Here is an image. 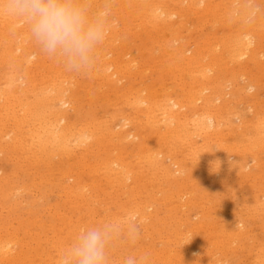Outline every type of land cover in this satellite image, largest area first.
Here are the masks:
<instances>
[{"label": "bare ground", "instance_id": "bare-ground-1", "mask_svg": "<svg viewBox=\"0 0 264 264\" xmlns=\"http://www.w3.org/2000/svg\"><path fill=\"white\" fill-rule=\"evenodd\" d=\"M109 1L112 3H110V5H111L110 8L106 9V11L108 12V19H109V26L107 29V37H106L103 45L101 46V48L99 50L97 63L95 65L94 69L88 75H81V74H77L75 72L67 71L64 68V66L62 65V63L44 55L39 50V48L35 44V42L31 39V37L28 33V30H27L26 23L23 19L11 18V17L0 14V63L3 64L5 67V71L0 73V80L2 79L3 80L2 83H4V86L0 87V117L2 118V119H0V134H1V136L6 135L5 141H2V142H4V144L2 145L0 142V154H2L3 152L6 151L9 154V157H13L15 160L20 159L21 161H23L24 163H26L28 165L37 166V168L40 165L47 166L48 168L54 167V165H55L54 163H56V159H59L60 163H62L64 166L66 165L65 166L66 169L63 170L62 169L63 167L61 168L62 172H60L57 169L59 171V173H62V175L59 178L61 180H63V178L66 176L75 175L74 176L75 178L74 177L73 178L76 181L73 184V187H69V188H67L62 183V190H63L64 195L72 196L73 201L75 200V201H77V203H78V201H82L83 197H84L85 200H84V202H80V205H81V208L84 207L85 210L87 209V211H86L87 216H85V217H86V219H88V222L86 223L85 222L86 220H84V223H83L82 220H80V221L78 220L79 222H81V223H79V222H77V217L79 215L76 214L77 217L73 216V218L74 217L75 218H74V220L71 221V220H69V217H68L69 212L67 214H64V210H65L64 204L59 209H57L55 207L58 210V215H59V218H57V219H59L60 221L55 219V221H58V224H56L55 221H53L54 224H52L48 227L50 229H47L45 227L46 231L48 230L50 232V230H51L52 234L50 233L51 236L49 239L45 238L46 236H48L47 232L45 231L46 233H44V235H46V234L47 235L43 236V239H41V240H46L47 243L49 242V244H47L46 242H45V244H47L48 246H52L53 250H50L51 248H48L47 245L45 246V244H43L44 242L42 243V241L38 243L37 238H36V241H37L38 247L41 250V251L39 250V252L37 251L38 249L36 250V248L34 249L33 247H31L30 244H32V243L29 244V242H27L30 245L31 249L36 250L37 253H39L38 255H40V256H38V258H35L36 260L39 259L43 253H45L49 256L47 258V260H45L47 255H44V254L42 255V257L43 256L45 257V259H43L41 257L42 260H45V262L43 264H58L57 260H58V256H59L60 252L71 243L72 239L75 237L78 230L81 229V226H83V228H84V225H86V224L89 226V225H93V224H100V223H103V222L109 221V220H115V221L121 223L122 225H124L125 227L128 225H135L136 226L134 221H132V218L136 216L137 222L140 224V227L144 231H147L150 229L153 230V228H151V225H152L151 218L153 217L152 216L153 212L151 213L150 210H154L156 207L151 209L150 208L151 207L150 202L152 201V204H154L153 201L156 202L154 200L157 198V197H155V194H157V195L159 194L158 196H161V194H167L166 191L169 192L171 190H175V188L171 189V190L162 189L158 192L157 191L158 189L156 187V191H152V192H148L147 194H144V195H147V197H150L149 198V200H151L150 202L147 203L144 201L145 202L144 203V202H142L143 201L141 199L142 197H140L139 199L141 200V202L135 200L130 205L127 202H126V204H127L126 206H118L117 204H114L116 206V208L118 210H120V213H124L123 215H121L119 213V211L116 215L103 213L102 215L96 214V216L97 215H99V216L95 219L94 216L92 217V214H94L95 210L93 213H92L93 210L89 211L90 209L93 208V207H91L93 204L92 205H90V204L94 203L96 200H99L100 198L99 199L95 198L96 199L95 200L93 195H91L92 197H90V196L87 198L85 197L87 195L85 193L87 190L85 189V191H84V188L87 186H89V188L93 187V186L95 187V185L93 184V186H91L92 184L88 185V184L82 183V181H80V180L82 179L83 175L84 176L89 175V176H91L92 179L93 178L96 179V178H98V176H96V175H98V173L100 175H101V173H103L102 175L105 178V180L107 181V185L109 182V184L111 183L110 185L113 184L112 186L115 185V187L119 188V189L120 188H126V186L129 185L128 186L129 192H131V191L140 192V188H143L141 183H143V182H145V180H147V179H145L147 176L151 179V182H150V179L147 181L152 183V186H154V184L156 182L162 183V185L165 181H166L165 184L167 182H172V183L175 182L176 187H178L179 189L181 188V190H182L183 189L182 186L183 185L185 186L186 180L189 177H191L192 175L195 176L193 174V172L195 170H193V169H196V178H197L198 182H199V180H201V178L202 179L205 177L210 178V176H212V175H209V174L216 173L217 177L212 176L211 179H209L211 182L215 183L214 185L216 186V185H218V182L222 183V179H225L228 175H231V176H228L230 178L234 177V176L237 177V175H239V174L243 175L244 173H241V172H244L245 167H246L245 165L248 164V163L243 162L244 158L247 157L248 155H251V153H252L251 151L254 148H257L253 152V156H254L255 161H254V164L252 166L250 165L251 166L250 170H252L253 174L259 175V172H261V170H262L261 168H263L262 166L264 164V159L260 160L259 156H261V155H258V156H255V155H257L256 151H259V152L263 151V153H264V116H261V114L258 113V110L253 115L249 114L250 110L248 108H245L244 106L242 107L241 102H243V101H241V100H240L241 102L238 101L237 103H235V105L233 107H232V105L230 107V105L225 100H223V101L221 100L222 101L221 103L219 101H220V99H223L222 97L225 96V95L223 96V93H221L220 90L222 89L223 86L226 85V83L231 85L236 80V77L239 74L242 73L241 74L242 76L246 75V73L243 74V72L244 71L246 72L248 67L250 68V66H248L249 63L250 64H257L259 62V60H257L259 58L256 59V55L254 53V50H255V46L259 45V44H257L258 41L256 38L260 37L262 35L261 33H263L262 31H264V0H113V1L109 0ZM90 3L92 5V11L95 12L97 10H102V7H103V4L105 3V0H90ZM132 13H134L131 16V17H133V20L134 19L139 20L138 23H136L134 20V23H136V27L133 23V20L129 19L130 14H132ZM188 14H191V16L192 15L196 16L195 18H197V20H198V18H203L204 16H206V18H207V16H210V18H213V22H214V20L215 21L220 20L222 22H225V21L227 23L230 22L233 25L231 26V29L229 28V30H228L229 34L225 35L224 32H226L227 30L226 31L223 30L224 32H222V33L225 36H220V37L217 36L215 41L210 40L213 37H211L209 39V37L207 35L204 36L205 33L202 35L201 32H199V34L201 33V35L203 37L200 35L199 38H197V36L199 34L196 36L194 34V36L192 35L193 37H190L191 35H189V37L187 39L186 38L187 36L182 35L181 30L185 27V23L183 20H184V18H185V20L188 19V17H187V19L185 17ZM189 18H191V17L189 16ZM195 18H194V21H195ZM189 21H190V19H189ZM194 21H192V22L194 23ZM205 21H204V23H205ZM197 23H194L192 25H196ZM209 23H210V25H212L211 21ZM215 23L217 25L218 23L220 24L221 22H215ZM222 24H224V23H221V25ZM203 26H204L203 28H205L206 24ZM217 26H219V25H217ZM195 27L196 26H193L192 28H195ZM208 27H209V25H207V28ZM214 28H215V30L216 29L219 30V28H216L215 26H214ZM221 28L225 29L226 27L222 26ZM227 29H228V27H227ZM184 30H185V34H187L186 29H184ZM188 30H189V27H188ZM200 30H202V29H200ZM207 30H209V29H207ZM193 32H195V31L193 30ZM211 32L214 33L213 30ZM212 33H210V34H212ZM219 33H221V31ZM219 33L216 32L215 34L220 35ZM222 33H221V35H222ZM136 39L140 40V46L138 45L139 44L138 43L137 46L135 47L137 53L135 52L136 54L134 53V55L132 56L131 52L133 50L131 51L130 49L131 48L133 49L132 46H133L134 42L136 41ZM188 40H191V42H193V45L191 47H190ZM260 41L263 42L262 40H260ZM212 43H214L215 45L211 46ZM135 45H136V43H135ZM261 47L258 46L257 48H260V50L262 51V49L264 48V45H263L262 49H261ZM141 48L144 50L149 49V51H147V52L142 51ZM151 48H155V50H152V51H154V52L157 51V52L153 53L152 51H150ZM256 50L258 52L259 49H256ZM130 54H131V56H130ZM260 54L262 55V52ZM260 54H259V57H261ZM146 57H150L151 60H156V62L160 63L161 66L158 65L159 71L165 72L164 73L165 75L166 74L170 75L171 78H170L169 82H172V86L170 83H169L170 86H169V84H166V83H165L166 86L162 85V83H160L161 84L160 86L163 87L162 88L163 90L160 91L161 89L157 90V88L158 89L160 88L159 85H158L159 87L156 88L154 85L148 84V82H147L145 85L142 86L141 84L144 80L143 81L141 80L142 82H139L141 87H138L140 85L137 84L138 88L137 87L135 88V87H133V84L131 82H129L124 86V89L122 92L119 91L118 93H116L114 96L115 99H113V101L118 100V102H119V100H120V102H122V104L126 107L127 112L121 113V114H119V113L113 114V116H111L110 118L121 116L122 123L121 122L116 123V125L119 124L120 127L126 126V130H123L124 128L123 129L120 128L121 130H117L118 128L116 126H115L116 129H115L114 128L115 122H114V124L112 123L110 125V124H107L108 122L106 123V119H104L105 122H104V120H102L104 122V123H102V126L93 125L92 123H87V122H84V123L79 122L78 117H77V114H78L77 111L78 110H77V104H76V102L78 101V95L80 92L79 89H83L81 91L82 93L84 92V89L87 91H90L92 88V86H90L91 80L99 81V86L102 85L101 87L106 88V86H103V85L116 84L121 79L124 80V78H127L128 80L132 79V76L138 71L137 69L139 67H142V69H143V65H145L143 63V61H148V58H146ZM242 57H244V60H245V61L243 60L244 62L241 61V62H243L244 65H242V63L239 62V60H241ZM262 57H264V56H262ZM145 58L147 60H144ZM262 59L263 58H261L260 60H262ZM263 61L264 60H262V62ZM153 62H155V61H153ZM152 64H154V63H152ZM155 65H157V64L155 63ZM146 66H148V65H146ZM245 66L247 67L246 69H245ZM253 66L255 67L256 65H252L251 67H253ZM147 68H150V66ZM152 69H153V71L155 70L154 67ZM261 69L264 70V63L261 65ZM144 70H147V69L144 68ZM144 70H143V72H144ZM149 70H151V69H149ZM156 70H158V69H156ZM148 71H146V72H148ZM238 72H239V74H238ZM154 73L157 74V72H154ZM257 73H255V74H257ZM263 73L261 72L260 74H262V76H264ZM137 74L139 76L142 73L140 74V72H139V73H136L135 75H137ZM147 74L149 75V73H147ZM236 74H238V75H236ZM251 74L252 73H250V75ZM254 75H253V77H254ZM259 75H255V76L258 77ZM247 76H248V74H247ZM262 76L260 75L259 77H262ZM245 78H247V77H245ZM147 79H148V77H147ZM263 80H264V77H263ZM166 81H167V79H166ZM166 81H163V82H166ZM245 81L243 83H245ZM120 82H122V81H120ZM247 82L250 83V81H248V79H247ZM260 82H262V81H260ZM260 82H259V84H260ZM263 82L261 83L262 86H263ZM234 83H236V82H234ZM243 83L241 82L240 84H243ZM154 84H156V83H154ZM238 85H239V83H238ZM167 86H169V87H167ZM243 86H241V88ZM88 87H89V89H87ZM248 88L252 89L253 87H248ZM263 88H264V86H263ZM96 89H97V86L95 88V91H96ZM249 89H246V90H249ZM231 90L232 89H230V91ZM234 90H236V88H234ZM253 90H254V88H253ZM256 91H257V89H256ZM103 92H105V91L103 90ZM222 92H224V91H222ZM225 92L227 93V91H225ZM243 92H245V91H243ZM253 92H255V91H253ZM260 92H262V91H260ZM77 93H78V95H77ZM107 93H110V92H107ZM232 93L229 92L228 95L230 96V94H232ZM258 93H259V91H258ZM252 94H254V93H251V95ZM98 95H100V94H98ZM228 95H226V96L228 97ZM248 95H250V93ZM109 96H111V95H109ZM246 96H247V94H246ZM256 96H257V98H258V96L260 97V95H256ZM80 97H81V95H80ZM83 97L86 99L88 98L85 95H83ZM101 97H102V95H101ZM112 97L113 96H111V98ZM242 97H243V95H242ZM252 97H254V96H252ZM257 98H256V100H257ZM90 99H91V95H90ZM217 99H219L218 100L219 104H215V103H217V102H215V100H217ZM225 99H227V98H225ZM241 99H243V98H241ZM85 101H87V100H85ZM89 101H91V100H89ZM244 101H246V100H244ZM260 101H261V99H260ZM231 102L232 101H230V103ZM100 103H102V102H100ZM252 103H253V101H252ZM82 104H84V103H82ZM97 104H96V106H97ZM250 104H249V107H251ZM257 105H258V103H257ZM260 105H262V104H260ZM246 106L248 107V105H246ZM254 107L255 106H252L251 109H254ZM91 108H95V107H92V105H91ZM89 109L90 108H88V110ZM246 109L249 111V113ZM98 111L100 112V110H98ZM254 111H256V110H254ZM89 113L90 114H88V116L91 115L92 112H89ZM83 114H84V112H83ZM78 115L81 117L80 113ZM232 117L239 118L240 122L236 123V121L232 120ZM85 118H87V116ZM117 120L120 121V119H117ZM109 121H110V119H109ZM225 125L229 131L230 136H228L229 138L226 137L228 139V141L226 142V140H225L224 143H222L223 139L219 140L218 142H216L217 140L216 141L214 140L215 144H213V143L212 144L217 147V148L216 147H214V148L219 150L218 153L215 154L212 150L210 151L211 142H213V141H211V137L214 135L218 136L219 138L224 137L225 132L223 133L224 136H222L221 133H222V130L225 127ZM127 126L129 129H127ZM3 128L4 129L7 128V129L3 131ZM194 135H195V137L199 136L202 138V142H200V144L201 143L202 144L200 145V147H198V146L194 147L191 145L192 142L190 143V141L192 140ZM227 135H228V133H227ZM129 136L130 137L132 136V137H134L133 139H136V145L134 148H129L128 145L127 146L123 145V143L127 139H129ZM201 138H199V139H201ZM215 138L217 139V137H215ZM194 141L197 142L196 139ZM127 143H130V142L127 141L126 144ZM176 143L188 144L187 147H188V151L190 152L188 154L193 155V158L195 161H191V162H193L195 168L190 169L185 165L186 164L185 162L181 161L180 159L178 160L176 158H172V156H174V154H175V151L173 150L174 149L173 145H175ZM155 144H157V145H155ZM94 145L105 146V150H107L109 152L108 153L109 156L107 158L108 160L106 159L105 162L102 161L103 162L102 164H100L101 163V161H100L99 162L100 165H98L96 162H95V164L88 162L89 161L88 157H91L92 159L94 157H96V156H94L95 151L91 152V147ZM102 146H101V149H102ZM161 147L166 148L165 151H163ZM130 149H132V151ZM183 149H182V151H183ZM211 149H213V148H211ZM213 150H215V149H213ZM99 153H101V152H99ZM131 153H134V154L131 155ZM163 154H165V157H167V159L168 158L170 159V163H166V165H164V163H162L163 159L161 160V158H163V157H159V156L160 155L162 156ZM181 154H183V153H181ZM129 155H131V157H129ZM0 158L2 159V157H0ZM96 158L98 159V157H96ZM72 159H74L76 161L75 166H73V162H71ZM246 160H247V158H246ZM92 161H95V158ZM167 162H168V160H167ZM0 163H1V160H0ZM189 164H191V163H189ZM171 165H176L175 166L176 168L171 167ZM2 167H3V165H2ZM13 168H12V170H13ZM249 168H248V172H249ZM43 169H44V167H43ZM73 169H75L74 172H73ZM9 170L12 171L11 169H9ZM15 170H17V169H15ZM49 170L47 169V171H49ZM51 170H52V168H51ZM53 170H55V168ZM102 170H103V172H102ZM191 170H193V171L191 172ZM21 171H24V170L22 169ZM262 171H264V170H262ZM20 173H22V172H20ZM25 173H27V171L26 172L24 171V174ZM50 173L51 172H49L48 174H50ZM27 174H29V173H27ZM27 174H25L24 176L22 175V180L24 179L25 176H26L25 178L28 177ZM50 175H48V176L50 177ZM245 175H247V174H245ZM253 176H251V177H253ZM30 177L32 178V175ZM49 177H48V179L51 180V178H49ZM52 177H54V176H52ZM28 178L26 180H31ZM56 178L57 177H54L55 181H56ZM230 178H227V179H230ZM72 179H71V181H72ZM86 179H88V178H86ZM92 179H91V181H92ZM128 179L130 180V182H128ZM239 179H241V176H239ZM242 179H244V177ZM250 179L248 181H250ZM14 180H15V176H14ZM61 180H59V181H61ZM105 180H104V182H105ZM203 180H205V179H203ZM9 181H11V180L9 179ZM15 181H17V180H15ZM19 181H21V180H19ZM51 181H54V180L52 179ZM59 181H58V184H59V187H61L60 185H61L62 181L61 182H59ZM71 181H69L67 183H70ZM196 181H195V183H197ZM54 182H52V183H54ZM95 182L99 183L98 181H95ZM235 182H234V184H237ZM250 182H252L251 184H255V183H253V181H250ZM24 183H26V182L24 181L23 184ZM34 183L36 184V182H34ZM46 183L49 184L50 182H46ZM145 183L148 184L147 182H145ZM263 183H264V178H263ZM197 184H195V185H197ZM15 185L17 186V184H15ZM15 185L12 184V185H8V186L11 187L10 189H13L12 187H14ZM21 185H22V182H21ZM36 185L34 187L35 189L37 188ZM172 185L167 184V186H170V187ZM230 185H232V184H230ZM243 185H245V184H243ZM32 186L30 185L28 187H32ZM38 186H39V184H38ZM43 186L44 185H42V187ZM46 186H49V185H46ZM46 186H44V187H46ZM193 186H194V184H193ZM193 186H190V187H192V189H190V190L195 189V187H193ZM215 186H213V187H215ZM227 186H228V184H227ZM240 186H242V185H240ZM248 186H250V185H248ZM21 187L26 188L25 185L21 186ZM21 187H19V189L22 190L23 188H21ZM96 187H98V184L96 185ZM200 187H202V186H200ZM228 187L230 188V186H228ZM34 188H33V190H34ZM50 188H51V186H50ZM148 188H153V187H148ZM205 188H207V187H205ZM126 189H124V190H126ZM185 189H186V187H184V190ZM202 189H203V187H202ZM261 189H263V188H260V190ZM54 190H56V189H54ZM89 190H92V189L90 188ZM141 190H143V189H141ZM151 190H153V189H151ZM181 190H179L177 193H180ZM10 191L11 190H9V192ZM26 191L23 190V193ZM40 191H42L45 194L44 191H46V189L43 191L42 188H40ZM123 191L121 193V194H123V196L121 195L122 197L127 195V194L124 195ZM205 191H207V190H205ZM208 191H209V189H208ZM208 191L206 192V194L207 193L211 194L212 191L211 192H208ZM243 191L245 192V190H243ZM16 192H17L16 194H19L18 191H16ZM19 192H21V191H19ZM126 192H128V190H126ZM143 192H144V190H143ZM193 192L194 191H192L191 193L185 191L184 195H186V193H190V196H192V194L196 193V192H194V193ZM202 192L203 191H201V193ZM31 193H33V192H31ZM63 193H62V195H63ZM98 193H101V192H98ZM108 193H110V190H107V194ZM111 193H112V191H111ZM117 193H119V192L117 191ZM213 193L214 192H212V194ZM6 194H8V193H6ZM25 194H27V193H25ZM38 194H39V191H38ZM113 194H115V193H113ZM174 194H176V192ZM210 194H208V195H210ZM239 194L240 193H238V195ZM22 195L23 194L21 193V196ZM64 195H63V198H64ZM262 195H264V194L262 193ZM39 196H41V193ZM47 196H49V195H47ZM134 196H137V194ZM139 196H141V195H138L137 197H139ZM165 196L166 195H164V197ZM181 196H182V194H181ZM241 196H243V195H241ZM261 196H260V198H262ZM77 197L82 198V199L77 200ZM118 197H120V196H118ZM122 197H120V198H122ZM143 197H146V196H143ZM151 197L154 199H152ZM199 197H201V196H199ZM226 197H228V196H225V198ZM248 197H249V195H248ZM12 198H11V201L13 200ZM103 198H105V196ZM106 198H108V197H106ZM165 198L169 199V197H167V196ZM173 198H175V197H173ZM186 198H187V195H186ZM225 198H222V199H225ZM260 198H256V196H255V199L253 200L252 206L263 211L264 210V202L258 200ZM136 199H138V198H136ZM166 199H165V201H166ZM168 199H167V202H168ZM184 199L185 198L182 196V200H184ZM201 199H204V197ZM242 199H244V198H241V200ZM16 200H17V197H16ZM64 200H66V199H64ZM106 200H104V202ZM108 200H109V198H108ZM126 200H128V199H126ZM129 200H131V199H129ZM145 200L149 201L148 199H145ZM189 200L183 201V205L185 206V209L187 208V206H190L192 204V203L191 204L189 203L190 202ZM250 200H252V198ZM20 201L18 200L19 203H20ZM24 201L25 200H23V204L21 203L22 206L26 205V204H24L25 203ZM29 201L31 202V200H29ZM38 201H39V199H38ZM38 201H37V203H38ZM44 201L46 202V200H44ZM53 201L55 202V199H53ZM109 201H107V202L109 203ZM199 201L197 202L198 204L203 202V200L201 202H199ZM210 201L211 200H209V202ZM15 202L17 203V201H15ZM69 202H68V205H71ZM98 202H100V201H98ZM192 202L195 203L194 200H192ZM204 202H205V199H204ZM237 202L238 201H236V204H237ZM3 203H5V202H3ZM48 203H50V202H48ZM96 203H97V201H96ZM207 203H208V201H207ZM214 203L215 202H213L212 205ZM226 203H228V201ZM29 204L31 205L32 203H29ZM51 204H53V203L51 202ZM109 204L107 206H105L104 208H107L109 206ZM163 204L164 203L162 202V205ZM181 204H182V202H181ZM204 204L201 203L200 205L203 206ZM218 204L216 203L215 205L219 206ZM167 205H168V203H167ZM200 205H198V206H200ZM208 205H210V204H208ZM17 206H20V205H17ZM97 206H95V207H97ZM103 206H104V204H103ZM171 206H169V207L171 208ZM176 206H178V205L176 204ZM180 206L181 205H179L178 207H180ZM184 206H182V207H184ZM195 206H196V204H194L193 207H195ZM223 206L224 205H222V208H224ZM5 207L6 206H4L3 208H5ZM33 207H34V205H33ZM36 207L38 208L37 205H36ZM70 207L68 209L70 211V213H74L71 211V208H73V209L77 208V210H78V208H80V206L77 207L76 205H74V202H72V207L71 208ZM100 207H101V205H100ZM148 207L150 208L149 209L150 212L148 211ZM21 208L19 209L18 212H21L20 211ZM29 208H31V207H29ZM84 208H83V210L82 209L81 210L84 211ZM111 208H112V206H111ZM167 208L168 207H166V209H164L163 212H165V210L167 211L168 210ZM34 209L36 210L35 213L38 212V209L41 210L40 206H39L38 209L33 208V210L31 212H33ZM45 209L48 210L47 208H45ZM66 209H67V206H66ZM107 209H106V211H107ZM172 209L173 208H171V210ZM182 209H184V208H182ZM192 209H194V208H192ZM192 209H190V210L192 211ZM210 209H212V208H210ZM213 209H215V208H213ZM229 209H230V207H229ZM244 209H246V208H244ZM68 210H66V211H68ZM98 210H100L102 212L104 211L103 208L98 209ZM171 210H170V212H171ZM180 210H178L179 211L178 213H180ZM195 210H193V211H195ZM198 210H200V209H198ZM221 210H223V209H221ZM240 210H242V208L239 209V211ZM82 211L81 212L79 211V212L81 214H83ZM106 211H105V213H106ZM155 211L156 210H154V212ZM168 211H167V213H168ZM182 211H184V210H182ZM193 211H192V213H193ZM202 211H203V209H202ZM228 211L226 210L225 212H228ZM261 211H260V213H262ZM98 212L99 211H97V213ZM184 212H186V211H184ZM5 213H6V211H5ZM55 213H57V212H55ZM214 213H215V210H214ZM257 213H259V212H256V214ZM8 214L12 215V212L8 213ZM20 214L22 215L23 213H20ZM39 214H40V212H39ZM39 214H38V216H39ZM53 214H54V212H52V215ZM84 214L86 215V213H84ZM233 214L231 213V215H233ZM247 214H249V213H247ZM6 215H7V213H6ZM6 215H5V217H6ZM42 215H41V217H42ZM46 215L48 216V214H46ZM64 215H67V217H63ZM169 215L170 214H168L167 218L169 217ZM205 215H207V214H205ZM205 215L203 214V216H205ZM238 215L240 216L243 214H241V211H240V213ZM47 216H46V219L49 218ZM203 216L202 217L200 216V217L203 218ZM214 216H215V214H214ZM227 216H229V214ZM253 216H255V215H253ZM261 216H264V215H261ZM16 217H19V215ZM56 217H58V216H56ZM162 217H163V214H162ZM176 217H177V215H176ZM250 217H251V219H253L252 216H250ZM6 218H8V215ZM9 218H10V216H9ZM26 218H27V216L25 217V219ZM33 218H35V217H33ZM42 218H40V219L42 220ZM52 218L54 219L55 217L53 216ZM73 218L71 217V219H73ZM79 218H81V217H79ZM93 218L95 221L93 220ZM160 218H161V216H160ZM170 218H171V216H170ZM215 218H216V216H215ZM242 218H244V217H242ZM242 218H240L239 221L242 220ZM259 218H260V216H259ZM0 219L2 220L3 218H0ZM13 219H14V216L11 220H13ZM16 219H18V218H16ZM40 219H39V221H37L38 224L40 222ZM44 219H45V217H44ZM44 219H43V222L46 220V219L45 220ZM223 219H224V217H223ZM30 220H33V219L31 218ZM172 220H176V219H172ZM178 220H182V219H178ZM220 220H222V219H220ZM15 221H17V220H14V222ZM167 221H168V219L165 222H167ZM195 221H196V219H195ZM4 222H5V219H4ZM9 222H12V221H9ZM9 222H8V225L10 224ZM188 222L190 223L189 220L186 223H188ZM191 222H194V220ZM230 222H229V224H230ZM245 222H246V220H245ZM31 223H33V222L31 221ZM45 223H46V221H45ZM181 223H182V221H181ZM200 223H201V221H200ZM207 223L210 224V222H207ZM217 223L219 224L218 221H217ZM27 224L28 223H26V225ZM35 224H36V222H34V225ZM48 224H50V223H48ZM48 224H45V225L48 226ZM154 224H156V222ZM234 224L237 225V223H234ZM41 225H44V223ZM168 225L170 226V224H168ZM187 225H190V224H187ZM205 225H207V224H205ZM205 225H203V226H205ZM210 225H209V227H211ZM213 225L215 226L216 224H213ZM236 225H235L236 228H237V226L240 227L239 223L237 226ZM244 225H245V223H244ZM28 226H30V225H27V230H29ZM156 226L157 225H155V227ZM185 226L186 225H184V227ZM196 226L197 225H195V227L193 226L194 229H196V231H197V229H201V227H202L200 225L197 227ZM216 226H219V225H216ZM246 226L247 225H245V227ZM249 226H250V224H249ZM19 227H20V225H19ZM24 227L22 225V228H24ZM158 227H160V226H158ZM161 227L164 228L163 225ZM181 227H183V226H181ZM228 227H229V225H228ZM5 228H7V227H5ZM14 228L18 229L17 226H15ZM20 228H19V230H20ZM35 228H36V226H35ZM211 228H213V227H211ZM220 228L218 227V229H220ZM252 228H253V225H252ZM258 228H259V226H258ZM11 229L12 228H10V230ZM169 229L170 228H168L167 231ZM194 229L191 230V228H190L191 232L194 231ZM31 230H29V232ZM186 230H189V229L187 228ZM201 230L205 234L206 231L209 229L206 226V229H201ZM211 230H213V229H211ZM239 230H241V229H239ZM248 230L249 229H247V231ZM251 230H254V229H251ZM2 231L1 232L4 235L0 234V264H18V262H20V261L23 262L25 257L28 256L27 252L30 253L29 252L30 250L28 247L27 248L29 251H27V249H26L27 252L26 251L24 252V249L22 248V246L27 244V243L20 244L21 249H20V251H17L18 249L16 248V246H19L18 244L21 243V242L17 243V238H18L17 235L13 232H10V233H8L9 231L6 232L7 229H6V231H4V230H2ZM178 231L179 230L177 227L176 232H178ZM237 231H238V229L235 232H237ZM247 231H245V235H246ZM23 232L27 233V231H25V230L24 231L22 230V233ZM36 232H38V231H35L34 233H36ZM151 232L152 231H150V233ZM166 232L164 234L166 235V238H167V236L168 237L170 236V233L168 234ZM185 232H187V231H185ZM214 232H220V231L215 230ZM235 232L233 231L232 233H235ZM250 232H252V231H250ZM19 233H20V231H19ZM26 233L25 234L23 233V234L27 235ZM32 233H33V231H32ZM39 233H41V232H38V234ZM140 233H141V231H140ZM158 233H159V231H158ZM238 233H240V232L238 231L237 234ZM241 233L243 234V231ZM172 234H175V231ZM222 234L224 237L223 239L227 238L228 240H230V234L229 233L223 232ZM257 234H258L257 236H259V233H257ZM178 235H181V234H178ZM178 235L176 234L175 237H177ZM195 235H192V236L194 237ZM211 235H210V237H211L210 239L215 237V236L213 237ZM213 235H215V233ZM233 235L235 236V234H233ZM233 235H231V236H233ZM248 235H249V233H248ZM192 236H190V238ZM30 237H32V235L28 236L26 241L30 240V239H28ZM39 237H40V234H39ZM137 237L138 238L141 237V239L143 240L144 243H145V240L148 238L146 236V234L143 232L141 233L140 237L139 236H137ZM145 237H147V238H145ZM170 237L174 238V235H172ZM179 237L180 236L177 237L178 241L176 240L175 243L180 242ZM185 237H186V239L189 238L188 235L186 236V234H185ZM219 237H221V236L217 235L216 239ZM235 237H238V235H236ZM239 237L241 238V236H239ZM249 237H246V238H249ZM128 238H132V237H128ZM162 238H164V237H162ZM172 238H171V242L173 240ZM181 238H182V240L184 239V237H181ZM251 238H253V240H256V239H254V237H251ZM216 239H215V242H213L212 240H210V241H212L213 244L214 243L219 244V241H216ZM219 239H221V238H219ZM223 239L221 242H223ZM149 240H151V239H149ZM149 240H146V241H149ZM166 240H168V239H166ZM169 240H170V238H169ZM239 240H236L235 242H237V244H238ZM130 241H131V239H130ZM132 241H134V240H132ZM138 241H139V239H138ZM197 241H199V239ZM203 241H205L204 243L207 244L206 240H203ZM156 242H155V244L158 245V243H156ZM167 242L168 241H165L164 243H167ZM119 243L120 242H118V244ZM139 243H140V241H139ZM149 243H151V242H148L147 244H149ZM244 243H246V242H244ZM258 243L259 242L257 241V244H255V245L261 248L262 244L259 246ZM261 243H263V242H261ZM135 244H137V242H135ZM187 244H189L188 240H187ZM209 244H210V248H208L209 247L208 246L207 250L216 249L214 246H212L213 248H211L212 244L210 242H209ZM218 244L217 245L215 244V245L218 247ZM226 244H228V243L226 242ZM231 244L232 243H229L226 246L224 245L225 249L228 248V246L230 247ZM171 245H172V243H171ZM232 245H234V244H232ZM147 246L145 247V249L147 248ZM149 246H151V245H149ZM153 246L155 247V245H153ZM201 246H203V248L205 247L203 243H202V245H200V247ZM243 246L240 248L241 249L245 248L244 244H243ZM246 246L250 247V249H251V246H249L247 244H246ZM116 247H117L116 243H114L113 247L110 250V264H122V262H123L122 261L123 258L120 259L121 255L117 251H115L117 249ZM118 247L120 248L121 246H118ZM138 247H139V245H138ZM158 247H161V246H158ZM172 247H173V245H172ZM231 247H233V246H231ZM258 247H257V249H258ZM136 248H133V251H136L137 250ZM155 248H153V249H155ZM162 248H163V246H162ZM166 248H167V246H166ZM173 248H175V247H173ZM181 248H180V250H181ZM260 248H259V250H260ZM134 249H136V250H134ZM159 249H161V248H159ZM196 249H198V247L194 246L193 243H190L189 245L185 246V250H184L185 257H187L186 261L189 260V263L190 262L195 263L198 260L199 262H197L196 264H208L210 261H212L214 259H215L214 261H216V262L219 261L218 259H220L219 258L220 256L214 257L217 254L216 255H210L211 253L210 254L208 253L209 255L208 254L205 255L204 254L205 250H204L203 254L206 257L205 258H203V257L198 258L199 254L202 255L201 254L202 251L200 252L199 251L200 248H199L198 251L200 253L198 252V254H196V252H197ZM235 249H236V247H235ZM250 249H248V250H250ZM169 250H171V249H169ZM169 250H168V252H169ZM180 250L178 249L177 251H180ZM243 250L244 249H242V251H240V252H243ZM253 250H254V248H253ZM36 251H35V253L33 251L32 254L31 253L29 254L30 255L29 258L31 256H33V257H31V260L34 259V256L37 257ZM120 251L122 252L123 250L120 248ZM124 251L127 252L126 250H124ZM215 251L217 252V250H214L213 252L215 253ZM218 251L224 252V251H221L220 248ZM232 251H234V250L232 249ZM236 251H237V249H236ZM41 252H43V253L40 254ZM149 252H153V250L152 251L149 250ZM168 252L166 250L165 253H167V255H168ZM180 252H178V253H180ZM244 252H246V250ZM251 252H253V251H251ZM254 252H253V254H254ZM261 252H262V254L259 256L258 261L255 260L254 264L256 263V261H257V264H264V249H263V251H260V253ZM54 253L57 255L56 257L54 255ZM129 253H128V255H129ZM136 253L137 254L134 253L133 256L136 255V258L138 260L145 255H147V257L149 255V254H146L144 252L143 248H141V252L136 251ZM155 253H157V252H155ZM155 253H153L154 258H159V259L162 258L163 262L166 261L169 263L173 259V258L171 259V255H172L171 253L172 252L169 253L168 256L167 255L163 256L162 253H159V254H155ZM195 254L198 255V257H196ZM255 254H257V253H255ZM153 255L151 254V256H153ZM254 255H252V256H254ZM52 256H54V258H56L57 260L51 259ZM176 256L174 257L172 255V257H174V258H176ZM210 256H212V257H210ZM231 256H236V253H234ZM239 256H237V257H239ZM244 256H246V255H244ZM124 257H126V256H124ZM149 257L147 260V264L152 263V261L149 259ZM180 257H183V256L180 255ZM255 257L256 256H254L253 258L256 259ZM154 258H153V260H154ZM229 258H231V257H229ZM247 258H249V257H247ZM183 259H184V257H183ZM34 260H32V264H33ZM244 261H246V260H244ZM248 261L245 262V264H247ZM163 262L161 264H163ZM224 262H225V260H224ZM25 263L27 264L30 262L25 261ZM34 263L36 264L37 262L34 261ZM252 263H253V259H252ZM38 264H42V262L40 263V261H39ZM221 264H223V263H221Z\"/></svg>", "mask_w": 264, "mask_h": 264}, {"label": "rangeland", "instance_id": "rangeland-1", "mask_svg": "<svg viewBox=\"0 0 264 264\" xmlns=\"http://www.w3.org/2000/svg\"><path fill=\"white\" fill-rule=\"evenodd\" d=\"M113 1V0H112ZM110 2V1H109ZM110 3H112V2H110ZM134 13H132V14H130V17H129V19H131V20H133V17H131L132 15H133ZM189 16L191 17V18H189ZM186 17V19H187V17H188V21L187 20H185V18H184V23H185V27L181 30V33H182V35H184V36H187L186 38L188 39V37H189V35H191L190 37H193L194 36V34H195V36L196 35H198L199 34V32H201L202 33V35L204 34V36H208L209 37V39L211 38V37H213V38H211L210 40L211 41H215V39H216V37L218 36V37H220V36H225V35H227V34H229V28L231 29V26L233 25V24H231L230 22L229 23H227L226 21L225 22H222V21H220V20H214V22H213V18H210V16H207V18H206V16H204L203 18H198V20H197V18H195L196 16H194V15H192L191 16V14H188V15H186L185 16ZM198 17V16H197ZM193 18V19H192ZM194 18H195V21H194ZM189 19H190V21H189ZM206 21H205V20ZM135 20V22L136 23H138L139 22V20L138 19H134ZM134 20H133V23H134ZM211 21V24L212 25H210V21ZM248 20V19H247ZM246 20V21H247ZM192 21H194V23H197L196 25H192V24H194ZM197 21V22H196ZM201 21V22H200ZM204 21H205V23H204ZM249 21V20H248ZM200 22V23H199ZM204 24H203V23ZM215 22H221V23H224V24H222L221 25V23L219 24H217V25H219V26H217L216 25V23ZM136 23H134V25H135V27H136ZM187 23V24H186ZM206 24V26H205V28H203L204 26L203 25H205ZM214 24V25H213ZM230 24V25H229ZM188 25V26H187ZM192 25V26H191ZM207 25H209V27L207 28ZM193 26H196L195 28H192ZM214 26L216 27V28H219V30L218 29H216L215 30V28H214ZM226 27L225 29L224 28H221V27ZM188 27H189V30H188ZM227 27H228V29H227ZM184 29H186V33L188 34H185V30ZM200 29H202V30H200ZM207 29H209V30H207ZM193 30L196 32H193ZM206 30V31H205ZM213 30V32L214 33H212L211 31ZM215 30V31H214ZM223 30H227L226 32H224ZM183 31V32H182ZM189 31V32H188ZM221 31V33L222 32H224L225 33V35H223V33H222V35H221V33H219ZM193 34H192V33ZM208 32V33H207ZM216 32H218L220 35H218V34H215ZM263 33H264V31H262ZM191 33V34H190ZM201 33L197 36V38H199V36L201 35ZM210 33H212V34H210ZM263 33H261L262 35L260 36V37H257L256 39H257V44H259V45H257V46H255V50H254V53H255V55H256V59L257 58H259V59H257V60H259V62L257 63V64H250L249 63V65L248 66H250V68L248 67H246L245 66V69L247 68V70H246V72L244 71H242L243 72V74L244 73H246V75H241V74H239V72H238V74L240 75H238V74H236V75H238L237 77H236V80L234 81V82H236V83H232L231 85H229L228 83H226V85L225 86H223L222 87V89L220 90V92L221 93H223V96L225 97V98H227V99H225L224 97H222L223 99H220V103L223 101V100H225L229 105H230V107H231V105H232V107L235 105V103H237L238 101H243V102H241L242 103V107L244 106L245 108H248L249 110H250V113H249V111H248V113L249 114H251V115H253V114H255V112H257V110H258V113L259 114H261V116H264V88H263V86H264V80H263V77L264 76H262V74H260L261 72L263 73L264 72V70H262L261 69V65L264 63V61L262 62V60H264V57H262V56H264V48L262 49V47H263V45H264V34ZM193 35V36H192ZM201 35V36H202ZM214 35V36H213ZM216 35V36H215ZM203 37V36H202ZM260 40H262L263 42H261ZM189 41V44H190V47L193 45V42H191V40H188ZM135 43H136V45H135ZM139 43V44H138ZM137 44L140 46V40L139 39H136V41L134 42V44H133V49L131 48L130 50L132 51L131 53H132V56L134 55V53L136 52V46H137ZM135 45V46H134ZM213 45H215L214 43H212V45L211 46H213ZM261 47V49H262V51L260 50V48H257V47ZM254 47V46H253ZM142 49V48H141ZM256 49H259L258 50V52H257V50ZM152 50H155V48H151L150 49V51H152ZM142 51H145V52H147V51H149V49H146V50H144V49H142ZM260 51V52H259ZM153 53H156V52H154V51H152ZM262 52V55L260 54ZM137 53V52H136ZM135 53V54H136ZM261 55V57H259V54ZM258 54V55H257ZM130 56H131V54H130ZM146 58H148V61H143V63L145 64V65H143V69H142V67H139L137 70L140 72V74L141 75H139L138 76V74L137 75H135L136 73H139L138 71L132 76V79H127V78H124V80H120V81H122V82H120V81H118L116 84H107V85H103V86H106V88H104V87H101V86H99V81H97V80H91L90 82H91V85L90 86H92V88H91V90L90 91H87V90H85L84 89V92L82 93L81 91L83 90V89H79V95H78V93H77V95H78V101L76 102V104H77V112H78V114L80 113L81 114V117L77 114V117H78V120H79V122H87V123H92L93 125H100V126H102V123H104L105 122V120L104 119H106V123L107 124H114V122H115V124H114V128L116 129V127L118 128L117 130H121V129H123V130H126V126H124V127H120V125L119 124H117L116 125V123H122V118H121V116L119 117H112V118H110L111 116H113V114H117V113H119V114H121V113H125V112H127V110H126V107L122 104V102H120V100H119V102H118V100H116V101H113V99H115V94L116 93H118L119 91H123V89H124V86L127 84V83H129V82H131L132 84H133V87H137L138 85H140L139 84V82H142L143 80V82H142V86L143 85H145L147 82H148V84H152V85H154L156 88L157 87H159L161 84L160 83H162V85H165V83L166 84H171V86H172V82H169L170 81V75L168 74H164L165 72H161V71H159V66H161L160 65V63L159 62H156V60H151L150 59V57H146ZM144 59V60H147V59ZM261 58H263L262 60H260ZM244 60V57H242V59L241 60H239V62L240 63H242V65H244L243 64V62L245 61H243ZM153 61H155V62H153ZM241 61H243V62H241ZM146 62V63H145ZM262 62V63H261ZM152 63H154V64H152ZM155 63L157 64V65H155ZM152 64V65H151ZM146 65H148V66H146ZM159 65V66H158ZM252 65H256L254 68L253 67H251ZM260 65V66H259ZM150 66V68H147V67H149ZM259 66V67H258ZM3 69H2V68ZM155 68V70L153 71V69L152 68ZM142 70H141V69ZM144 68L145 69H147V70H144ZM162 68V67H161ZM258 68V69H257ZM149 69H151V70H149ZM156 69H158V70H156ZM143 70H144V72H143ZM149 70V71H148ZM256 70V71H255ZM5 71V67H4V65L3 64H1L0 63V73L1 72H4ZM146 71H148V72H146ZM255 71V72H254ZM153 74H152V73ZM154 72H157V74L156 73H154ZM258 72V73H257ZM260 72V73H259ZM146 73V74H145ZM147 73H149V75L147 74ZM250 73H252L251 75H250ZM255 73H257V74H255ZM247 74H248V76H247ZM261 75L262 77H256L255 75ZM264 74V73H263ZM253 75H254V77H253ZM250 76V77H249ZM135 77V78H134ZM147 77H148V79H147ZM241 77V78H240ZM245 77H247V78H245ZM244 78V79H243ZM252 78V79H251ZM260 78V79H259ZM166 79H167V81H166ZM247 79H248V81H250V83L249 82H247ZM140 80V81H139ZM142 80V81H141ZM148 80V81H147ZM243 83L245 80V83H243V84H240L241 82ZM262 81L263 82V86H262V82H260V81ZM2 79L0 80V87L2 86H4V83H2ZM97 81V82H96ZM163 81H166V82H163ZM172 81V80H171ZM239 81V82H238ZM124 82V83H123ZM239 83V85H238V83ZM259 82H260V84H259ZM144 83V84H143ZM154 83H156V84H154ZM256 83V84H255ZM138 84V85H137ZM170 84H169V86H170ZM248 84V85H247ZM255 84V85H254ZM141 85L140 86H138V87H141ZM159 85V86H158ZM244 85V86H243ZM247 87H246V86ZM250 85V86H249ZM89 86V87H90ZM96 86H97V89H96V91L98 92H96L95 91V88H96ZM99 86V87H98ZM166 86V85H165ZM164 86V87H165ZM169 86H167V87H169ZM231 86V87H230ZM235 86V87H234ZM239 86V87H238ZM241 86H243L242 88H241ZM89 87L87 88V89H89ZM137 87V88H138ZM238 87V88H237ZM245 87V88H244ZM248 87H253L254 88V90H253V88L251 89H249ZM104 88V89H103ZM163 87L162 86H160V88L158 89L157 88V90H160V91H162L163 89H162ZM234 88H236V90H234ZM101 89V90H100ZM230 89H232L231 91H230ZM244 89V90H243ZM246 89H249V90H246ZM256 89H257V91H256ZM103 90L105 91V92H103ZM113 92H112V91ZM117 90V91H116ZM255 91V92H253V91ZM222 91H224V92H222ZM225 91H227V93L225 92ZM243 91H245V92H243ZM258 91H259V93H258ZM260 91H262V92H260ZM96 92V93H95ZM107 92H110V93H107ZM112 92V93H111ZM229 92H233L232 94H230V96L228 95V93ZM243 92V93H242ZM102 93V94H101ZM107 93V94H106ZM220 93V94H221ZM247 94V96H246V94ZM250 93V95H248ZM251 93H254V94H252L251 95ZM98 94H100V95H98ZM243 95V97H242V95ZM260 95V97L258 96V98H257V96L256 95ZM80 95H81V97H80ZM83 95H85L86 97H88L87 99L86 98H84L83 97ZM90 95H91V99H90ZM101 95H102V97H101ZM109 95H111V96H113L112 98H111V96H109ZM226 95H228V97L226 96ZM232 95V96H231ZM252 96H254V97H252ZM101 99H100V98ZM243 98V99H241V98ZM257 98V100H256V98ZM240 98V99H239ZM261 99V101H260V99ZM263 99V100H262ZM85 100H87V101H85ZM89 100H91V101H89ZM218 100L219 99H217V100H215V102H217V103H215V104H219V102H218ZM222 100V101H221ZM244 100H246V101H244ZM99 101V102H98ZM110 101V102H109ZM113 101V102H112ZM230 101H232L231 103H230ZM251 101V102H250ZM252 101H253V103H252ZM260 101V102H259ZM263 101V102H262ZM79 102V103H78ZM90 102V103H89ZM100 102H102V103H100ZM109 102V103H108ZM115 102V103H114ZM225 102V103H226ZM256 102V103H255ZM82 103H84V104H82ZM98 103V104H97ZM226 103V104H227ZM251 103V104H250ZM257 103H258V105H257ZM96 104H97V106H96ZM227 104V105H228ZM248 105V107L246 106V105ZM249 104H250V106L251 107H249ZM254 104V105H253ZM260 104H262V105H260ZM91 105H92V107H95V108H91ZM252 106H255L254 107V109H251L252 108ZM257 106V107H256ZM67 107V106H66ZM103 107V108H102ZM119 107V108H118ZM82 108V109H81ZM88 108H90L89 110H88ZM97 108V109H96ZM84 109V110H83ZM261 109V110H260ZM84 112V114H83V112ZM88 110V111H87ZM98 110H100V112L98 111ZM118 110V111H117ZM120 110V111H119ZM254 110H256V111H254ZM89 112H92L91 113V115H89L88 116V114H90ZM99 113V114H98ZM104 114V115H103ZM84 115V116H83ZM94 115V116H93ZM87 116V118H85ZM89 117V118H88ZM99 117V118H98ZM116 118V119H115ZM236 118V119H235ZM0 119H2L1 117H0ZM109 119H110V121H109ZM117 119H120V121H118ZM102 120H104V122L102 121ZM112 120V121H111ZM232 120H234V121H236V123H238V122H240V120H239V118H237V117H232ZM238 120V121H237ZM100 123H99V122ZM97 124H96V123ZM99 123V124H98ZM119 125V126H118ZM116 126V127H115ZM121 128V129H120ZM7 129V128H6ZM6 129H4L3 128V131L4 130H6ZM127 129H129L128 128V126H127ZM225 129V130H224ZM225 132V133H224ZM3 133V132H2ZM223 133H224V135H223ZM227 133H228V135H227ZM221 135L222 136H224V137H222V138H219L218 136H216V135H214V136H212L211 137V141H213V142H211V146H210V151L212 150L215 154H217L218 153V151L219 150H217L216 148V146L215 145H213V144H215V141L216 142H218L219 140H222L223 139V141H222V143H224L225 142V140H226V142L228 141V139L226 138V137H228V136H230L229 135V131H228V129H227V127H226V125H225V127L223 128V130H222V133H221ZM197 137V138H196ZM195 137V135L193 136V138H192V140L190 141V143L192 142V146H194V147H200V145L202 144H200V142H202V138L201 137H199V136H196ZM215 137H217V139L215 138ZM134 137H130L129 136V139H127L124 143H123V145H128V147L129 148H134L135 147V145H136V139H133ZM199 138H201V139H199ZM229 138V137H228ZM5 139H6V135H2L1 136V134H0V142H1V144L3 145L4 144V142H2V141H5ZM196 139V141L197 142H195L194 140ZM199 140V141H198ZM215 140V141H214ZM130 142V143H127L126 144V142ZM169 143V142H168ZM189 143V144H190ZM213 143V144H212ZM155 145H157V144H155ZM187 145L188 144H186V143H183V144H179V143H176L175 145H173V147H174V151H175V154H174V156H172V158H176V159H180L181 161H183V162H185L184 164L188 167V168H190V169H193V168H195L194 167V164H193V162H191V161H195L194 160V158H193V155L192 154H188V153H190L189 151H188V147H187ZM196 145V146H195ZM100 146V147H99ZM99 146H96V145H94V146H92L91 147V152L93 151H95L94 152V156H96V157H98V159L96 158V157H94L95 158V161H92V160H94V158L92 159L91 157H88V162H90V163H92V164H95V162L98 164V165H100V164H102L103 162H105L106 161V159L108 158V156H109V152L107 151V150H105V146H102V145H99ZM101 146H102V149H101ZM176 146V147H175ZM104 147V148H103ZM184 149H183V148ZM187 147V148H186ZM214 147H216V148H214ZM93 148V149H92ZM162 148V150L163 151H165V149L166 148H163V147H161ZM211 148H213V149H215V150H213V149H211ZM90 149V148H89ZM182 149H183V151H182ZM187 149V150H186ZM257 148H254L251 152V155H248L247 157H245L244 158V161L243 162H245V163H248V164H244L246 167H245V170H244V172H241V173H244L243 175L242 174H239V175H237V177H228V176H231V175H228L225 179H222V183L221 182H218V185H214L215 183H213V182H211L209 179H211V177L212 176H214V177H217V174L216 173H211V174H209V175H212V176H210V178L209 177H205V178H203V179H205V180H203L202 178H201V180H199V182H198V180H197V178H196V169H193V170H195L194 172H193V174L195 175V176H191V177H189L187 180H186V182H185V186L183 185L182 187H183V189L181 190V188L179 189L178 187H176V184H175V182L174 183H172V182H167L166 184H165V182L163 183V185H162V183H159V182H156L155 184H154V186H152V183H150L151 182V179L147 176H145L146 178L145 179H147V180H149L150 179V182L149 181H147V180H145V182H147L148 184H146L145 182H143V183H141V185H142V187L143 188H140V192H133V191H131V192H129V189H128V186H126V188H116L115 187V185L114 186H112V185H110L109 184V182H108V185H107V181L105 180V178L103 177V173H101V175L98 173V175H96V176H98V178H96V179H92L91 178V176H89V175H83L82 176V179L80 180V181H82V183H85V184H88V185H91V186H93V184L95 185V187L93 188V187H90L92 190H89L90 188H89V186H87V187H85L84 188V191H85V189L87 190L85 193L87 194L85 197L87 198V197H92L91 195H93L94 196V199L95 198H97V199H99V200H96L97 201V203H96V201L94 202V203H91L90 205H92L91 207H93L92 209H90L89 211H92V213L94 212V210H95V212H94V214H92V217L94 216V218L96 219L100 214L102 215L103 213L104 214H117L118 213V211H119V213H120V210H118L117 208H116V206L114 205V204H117L118 206H126L127 204H126V202L127 203H129V205L133 202V201H135V200H137V201H140L141 202V200L139 199L140 197H142L141 199L143 200L142 202H150L151 200H149V198L150 197H147V195H144V194H147L148 192H152V191H156V187H157V191L159 192L160 190H162V189H164V190H171V189H174L175 188V190H171V191H166L167 192V194H161V196H158L157 194H155V197H157L156 199H154V198H152V199H154L156 202H154L153 201V203L154 204H152V201L150 202V208L151 209H153V208H155L154 210H156L155 212H154V210H150L151 211V213H152V218H151V221H152V225H151V228H153V230H147V231H144L141 227H140V224L137 222V217L135 216V217H133L132 218V221H134V223L136 224V226L138 227V229H139V237H140V235H141V233L143 232V233H145L146 234V236L148 237H145V238H147L146 240H149V239H151V240H149V241H146L145 240V243L143 242V240L141 239V237L140 238H138L137 236L136 237H132V238H128V236L126 237V235L125 236H122L120 239H118V240H116L115 241V243H116V250L115 251H117L120 255H121V257H120V259L121 258H123L124 259V256H128V253H129V255H134V253L135 254H137L136 253V251H138V252H141V248H143L144 249V252L146 253V254H149L148 255V257H149V259L152 261V263H150V264H161L162 262H163V259L162 258H154V255H153V253H155V252H157V253H155V254H159V253H162L163 254V256H165V255H167V253H165L166 252V250H167V252H168V250L169 249H171V250H169V252H168V255H169V253H171L174 257L176 256V258H174V257H172V255H171V261L168 263V262H166V261H164L163 262V264H196L197 262H199L198 260L195 262V263H192V262H190L189 263V260L188 261H186L187 260V257H185V252H184V250H185V246H187V245H189L190 243H193L194 244V246H197L198 247V249H199V251L201 252V254L202 255H200L199 254V257H198V255H196V254H198V249H196V257H198V258H205L206 256L205 255H207L208 253L210 254V255H216V256H214V257H218V256H220L219 258L220 259H218L219 261H214V260H212V261H210L208 264H221V263H225V264H245V262H247L249 259V261H248V263L247 264H254V261L255 260H257L258 261V259H259V256L262 254V252L260 253V251H263V249H264V216H261V215H264V210L263 211H261V210H259V209H257V208H255L254 206H252V203H253V200L255 199V196H256V198H260V196L262 195V193L264 194V183H263V178H264V171H262V170H264L263 168H264V164H263V168H261L262 170H261V172H259V175L258 174H253L252 173V170H250L251 169V166L254 164V161H255V159H254V156H253V152L256 150ZM131 151H132V149H130ZM181 151V152H180ZM99 152H101V153H99ZM134 152V151H133ZM186 152V153H185ZM257 153V155H255V156H258V155H261V156H259V159L260 160H262V159H264V153H263V151H256ZM181 153H183V154H181ZM261 153V154H260ZM134 153H131V155H133ZM1 156L0 157H2V159L0 158V160H1V163H0V166L2 167V165H3V167L0 169V218H3L2 220L0 219V234H3L4 232L2 231V230H4V231H6V229H7V231L6 232H8V233H10V232H13V233H15L16 235H17V243H19V242H21V243H19L18 245L19 246H16V248L18 249H16L17 251H20V249H21V245L20 244H24V243H27V242H29V244L30 243H32V244H30L31 245V247H33L34 249L36 248V250L39 252V250H40V248L38 247V244H37V241H36V238L38 239V243L39 242H41L42 241V243L43 244H45V242L47 243V241L46 240H41V239H43V236H46L47 234H48V236H46L45 238H50V233H51V230H50V232L47 230L46 231V229H45V227L47 228V229H50V228H48L50 225H52V224H54V222L53 221H55V219H57V218H59V215H58V210L57 209H59L63 204L65 205L64 207H65V210H64V214H67L68 212H69V220H74V218H73V216H76V214L77 215H79L78 217H77V222H79L80 220H82V222L84 223V220H86L85 222L87 223L88 222V219H86V217L85 216H87V209L85 210V208L84 207H82L81 208V205H80V202H84V200H85V198L83 197V200L82 201H78V203H77V201H73V199H72V196H70V195H64V193H63V190H62V183L67 187V188H69V187H73V184L76 182L75 181V175H72V176H66V177H64L63 178V180H61L59 177L62 175V173H59V171L60 172H62V169L64 170V169H66V165L64 166L62 163H60L59 162V159H56V163L59 165H57L56 163H54L55 165H54V167H47V166H43V165H40V166H38V168H37V166H31V165H28V164H26V163H24L23 161H21L20 159L19 160H15L13 157H9V154L5 151V152H3L2 154H0ZM131 155H129V157H131ZM159 157H163V158H161V160H162V163H164V165H166V163H170V159L168 158L167 159V157H165V154H163L162 156L160 155ZM187 157V158H186ZM253 159H252V158ZM261 157V158H260ZM91 158V159H90ZM110 158V157H109ZM133 158V157H132ZM246 158H247V160H246ZM251 158V159H250ZM87 159V158H86ZM97 159V160H96ZM168 160V162H167V160ZM74 159H72V161L71 162H73V166H75V164H76V161L74 162L73 161ZM91 160V161H90ZM108 160V159H107ZM130 160V159H129ZM246 160V161H245ZM250 160V161H249ZM101 161V163L99 164V162ZM103 161V162H102ZM248 161V162H247ZM3 162V163H2ZM94 162V163H93ZM252 162V163H251ZM60 163V164H59ZM189 163H191V164H189ZM62 164V165H61ZM23 165V166H22ZM248 165V166H247ZM251 165V166H250ZM44 167V169H43V167ZM176 165H171V167H174V168H176L175 167ZM14 167V168H13ZM41 167V168H40ZM49 170V171H47V169ZM63 167V168H62ZM250 167V168H249ZM12 168H13V170H12ZM30 168V169H29ZM51 168H52V170H51ZM55 168V170H53ZM62 168V169H61ZM247 168V169H246ZM248 168H249V172H248ZM9 169H11L12 171H10ZM15 169H17V170H15ZM24 170L25 172L27 171V173H29V174H27V173H25V174H27V176L29 177H27L28 179H31V180H26L27 178H25L24 177V179L22 180V175L24 174V171H21V170ZM41 169V170H40ZM59 171H58V170ZM58 172H57V171ZM193 170H191V172L193 171ZM16 171V172H15ZM56 171V172H55ZM75 171V169H73V172ZM18 172V173H17ZM20 172H22V173H20ZM49 172H51L50 174L52 175V176H54V177H57L56 178V181H55V179H54V177H52L50 174H48ZM102 172H103V170H102ZM18 175H17V174ZM35 173V174H34ZM20 174V175H19ZM24 174V175H25ZM50 175V177L48 176V175ZM234 174V173H233ZM232 174V175H233ZM245 174H247V175H245ZM23 175V176H24ZM32 175V178L30 177ZM34 175V176H33ZM255 177H254V176ZM14 176H15V180H17V181H15L14 180ZM18 178H17V177ZM49 178H51V180L53 179L54 181H51L50 179H48V177ZM103 178H101V177ZM239 176H241V179H239ZM251 176H253V177H251ZM261 176V177H260ZM12 179H11V178ZM70 177V178H69ZM74 177V178H73ZM244 177V179H242ZM47 178V179H46ZM74 180H73V179ZM86 178H88V179H86ZM102 180H101V179ZM193 178V179H192ZM227 178H230V179H227ZM236 178V179H235ZM251 178V179H250ZM9 179L11 180V181H9ZM41 179V180H40ZM44 179V180H43ZM47 181H46V180ZM67 179V180H66ZM70 179V180H69ZM71 179H72V181H71ZM91 179H92V181H91ZM99 179V180H98ZM250 179V181H253V183H255V184H251L252 182H250V181H248ZM254 179V180H253ZM13 180V181H12ZM19 180H21V181H19ZM38 180V181H37ZM59 180H61V181H59ZM104 180H105V182H104ZM198 183H195V181ZM228 180V181H227ZM235 182L236 180V182L235 183H237V184H234V182ZM258 180V181H257ZM15 181V182H14ZM26 182V183H24L23 184V182ZM44 181V182H43ZM50 182L49 184L48 183H46V182ZM58 181L59 182H61V187H59V184H58ZM69 181H71L70 183H67V182H69ZM95 181H98L99 183H97V182H95ZM132 181V180H131ZM193 181V182H192ZM205 181V182H204ZM245 181V182H244ZM261 181V182H260ZM11 182V183H10ZM18 182V183H17ZM21 182H22V185H21ZM34 182H36V184L38 183L39 184V186H38V184L36 185ZM52 182H54V183H52ZM90 182V183H89ZM128 182H130V180L128 179ZM259 182V183H258ZM150 183V184H149ZM207 183V184H206ZM209 183V184H208ZM249 183V184H248ZM15 185V184H17V186L15 187H12L13 189H10L11 187H9L8 185ZM70 184V185H69ZM98 184V187H96V185ZM147 186H146V185ZM158 184V185H157ZM161 184V185H160ZM167 184L168 185H172L171 187L170 186H167ZM193 184H194V186H193ZM195 184H197V185H195ZM206 186H205V185ZM221 186H220V185ZM227 184H228V186H230V188L227 186ZM230 184H232V185H230ZM243 184H245V185H243ZM24 186L25 185V187L26 188H24V187H21V186ZM32 186V187H28V186ZM35 185H36V189L34 188L35 187ZM42 185H44V186H46V185H49V186H46V187H42ZM58 185V186H57ZM240 185H242V186H240ZM248 185H250V186H248ZM255 187H254V186ZM263 185V186H262ZM41 186V187H40ZM50 186H51V188H50ZM76 186V185H75ZM108 188H107V187ZM159 186V187H158ZM174 186V187H173ZM190 186H193V187H195V189H193V190H190V189H192V187H190ZM200 186H202L203 187V189H202V187H200ZM210 186V187H209ZM213 186H215V187H213ZM223 186V187H222ZM19 187H21V188H23L22 190L21 189H19ZM113 187V188H112ZM148 187H153V188H148ZM168 187V188H167ZM173 187V188H172ZM184 187H186V189L184 190ZM205 187H207V188H205ZM233 187V188H232ZM235 187V188H234ZM248 187V188H247ZM29 190H28V189ZM33 188H34V190H33ZM40 188H42V190L44 191L45 189H46V191H44L45 192V194L42 192V191H40ZM50 188V189H49ZM116 190H115V189ZM155 188V189H154ZM205 188V189H204ZM240 188V189H239ZM245 188V189H244ZM260 188H263V189H261L260 190ZM54 189H56V190H54ZM61 189V190H60ZM124 189H126V190H128V192H126V190H124ZM141 189H143L144 190V192H143V190H141ZM150 189V190H149ZM151 189H153V190H151ZM197 189V190H196ZM202 189V190H201ZM208 189H209V191H208ZM259 189V190H258ZM9 190H11L10 192H9ZM18 191V193L19 194H16L17 192L16 191ZM23 190L24 191H26V192H24L23 193ZM32 190V191H31ZM99 190V191H98ZM105 190V191H104ZM107 190H110V193H108L107 194ZM124 190V191H123ZM179 190H181L180 191V193H177ZM196 190V191H195ZM205 190H207L208 192H214L213 194H212V192H211V194L210 193H207L206 194V192L207 191H205ZM219 190V191H218ZM243 190H245V192L243 191ZM247 190V191H246ZM14 191V192H13ZM19 191H21V192H19ZM36 191V192H35ZM38 191H39V194H38ZM57 193H56V192ZM91 191V192H90ZM95 191V192H94ZM111 191H112V193H111ZM117 191L119 192V193H117ZM122 191L124 192V195L125 194H127V195H125L124 197H122L123 196V194H121L122 193ZM185 191H187V192H192V191H194V192H196V193H194V194H192V196H190V193H186V195H187V198H186V195H184L185 194ZM200 191V192H199ZM201 191H203L202 193H201ZM227 191V192H226ZM31 192H33V193H31ZM35 192V193H34ZM98 192H101V193H98ZM171 192V193H170ZM176 192V194H174V193ZM183 192V193H182ZM6 193H8V194H6ZM21 193L23 194L22 196H21ZM25 193H27V194H25ZM30 193V194H29ZM40 193H41V196H39L40 195ZM49 193V194H48ZM51 193V194H50ZM62 193H63V195H64V198H63V195H62ZM92 193V194H91ZM113 193H115V194H113ZM133 193V194H132ZM170 193V194H169ZM238 193H240L239 195H238ZM242 193V194H241ZM248 193V194H247ZM256 193V194H255ZM25 194V195H24ZM35 194V195H34ZM43 194V195H42ZM59 194V195H58ZM119 194V195H118ZM130 194V195H129ZM137 194V196L138 195H141V196H139V197H137V196H134V195H136ZM180 194V195H179ZM181 194H182V196L186 199H184V200H182V196H181ZM189 194V195H188ZM205 194V195H204ZM208 194H210V195H208ZM218 194V195H217ZM220 194V195H219ZM225 194V195H224ZM233 196H231V195ZM259 194V195H258ZM7 195V196H6ZM28 195V196H27ZM47 195H49V196H47ZM108 195V196H107ZM110 195V196H109ZM122 195V196H121ZM129 195V196H128ZM146 196V197H143V196ZM164 195H166L167 197H169V199H168V202H167V199L164 197ZM170 195V196H169ZM174 195V196H173ZM195 195V196H194ZM241 195H243V196H241ZM248 195H249V197H248ZM253 195V196H252ZM2 196V197H1ZM39 196V197H38ZM51 196V197H50ZM105 196V198L106 197H108L109 198V200H108V198H103ZM118 196H120V197H122V198H120V197H118ZM135 198H134V197ZM189 196V197H188ZM199 196H201V197H199ZM221 196V197H220ZM223 196V197H222ZM225 196H228V197H226L225 198ZM231 196V197H230ZM246 196V197H245ZM251 196V197H250ZM13 197V198H12ZM16 197H17V200H16ZM44 199V200H46V202L42 199V198ZM46 199H45V198ZM49 199H48V198ZM58 197V198H57ZM131 197V198H130ZM134 199H133V198ZM159 197V198H158ZM164 197V198H163ZM172 199H171V198ZM173 197H175V198H173ZM177 197V198H176ZM193 197V198H192ZM195 197V198H194ZM204 197V199H205V202H204V199H201V198H203ZM237 197V198H236ZM254 197V198H253ZM262 198H260V199H258V200H260V201H262V202H264L263 200H264V195H262L261 196ZM8 198V199H7ZM11 198L13 199L12 201H11ZM15 198V199H14ZM55 199V202L53 201V199ZM128 199V200H126V199ZM136 198H138V199H136ZM164 200H163V199ZM180 198V199H179ZM199 198V199H198ZM222 198H225V199H222ZM241 198H244V199H242L241 200ZM252 198V200H250ZM38 201V199H39V201H38V203H37V201ZM59 199V200H58ZM64 199H66V200H64ZM72 199V200H71ZM82 198H78L77 197V200H81ZM106 200L105 202H104V200ZM129 199H131V200H129ZM145 199H148L149 201H146ZM165 199H166V201H165ZM190 199V200H189ZM201 199V200H200ZM233 199V200H232ZM18 200L20 201V203L18 202ZM23 200H25L24 202V204H26V205H24V206H22L21 205V203L23 204ZM27 200V201H26ZM29 200H31V202L29 201ZM35 200V201H34ZM64 200V201H63ZM122 200V201H121ZM163 200V201H162ZM187 200H189L190 202V206H187V208L185 209V206L183 205V201H187ZM192 200H194L195 201V203H193L192 202ZM200 200V201H199ZM203 200V202H201ZM208 201V203H207V201ZM209 200H213L212 202L210 201L209 202ZM223 202H222V201ZM226 200V201H225ZM235 200V201H234ZM244 200V201H243ZM15 201H17V203L15 202ZM29 201V202H28ZM33 201V202H32ZM57 201V202H56ZM70 201V202H69ZM98 201H100V202H98ZM107 201H109V203L107 202ZM129 201V202H128ZM165 201V202H164ZM201 202L202 204H204L203 206L202 205H200L201 203H197V202ZM228 201V203H226ZM235 203H234V202ZM236 201H238L237 202V204H236ZM3 202H5V203H3ZM11 202V203H10ZM14 202V203H13ZM44 202V203H43ZM48 202H50V203H48ZM51 202L53 203V204H51ZM68 202L71 204V205H68ZM72 202H74V205H76L77 207H79L80 206V208H78V210H77V208L76 209H73V208H71L72 207ZM102 202V203H101ZM114 202V203H113ZM144 202V203H145ZM162 202L164 203L163 205H162ZM171 202V203H170ZM176 202V203H175ZM178 202V203H177ZM181 202H182V204H181ZM213 202H215L213 205H212V203ZM29 203H32L31 205L29 204ZM35 203V204H34ZM43 203V204H42ZM47 203V204H46ZM77 203V204H76ZM100 203V204H99ZM113 203V204H112ZM123 203V204H122ZM167 203H168V205H167ZM218 204L219 206H216L215 204ZM234 203V204H233ZM248 203V204H247ZM29 204V205H28ZM46 204V205H45ZM96 204V205H95ZM103 204H104V206H103ZM109 204V206L107 207V208H104L105 206H107ZM158 204V205H157ZM176 206V204L179 206V205H181L180 207H178V206H174V205ZM194 204H196V206L195 207H193L194 206ZM208 204H210V205H208ZM250 204V205H249ZM17 205H20V206H17ZM33 205H34V207H33ZM36 205L38 206V208H39V206H40V209L41 210H39L37 207H36ZM52 205V206H51ZM98 205V206H97ZM100 205H101V207H100ZM144 205V204H143ZM167 205V206H166ZM172 205V206H171ZM198 205H200V206H198ZM208 205V206H207ZM222 205H224L223 207L229 212H225L226 210L224 209V208H222ZM229 205V206H228ZM231 205V206H230ZM234 205V206H233ZM246 205V206H245ZM4 206H6L5 208H3ZM44 206V207H43ZM66 206H67V209H66ZM71 206V207H70ZM95 206H97V207H95ZM103 206V207H102ZM111 206H112V208H111ZM158 206V207H157ZM169 206H171V208H173L172 210H171V208L169 207ZM176 208H174V207ZM182 206H184V207H182ZM198 206V207H197ZM207 206V207H206ZM214 206V207H213ZM237 206V207H236ZM249 206V207H248ZM22 207V208H21ZM29 207H31V208H29ZM57 209H56V208ZM69 207L71 208V211L72 212H74V213H70V211L68 210L69 209ZM148 207V211H149V208ZM165 207V208H164ZM166 207H168L167 209L169 210H167L168 211V213H167V211L165 210V212H163L164 211V209H166ZM189 207V208H188ZM205 207V208H204ZM229 207H230V209H229ZM21 208V212H18L19 211V209ZM33 208H36V209H38V212L37 213H35V209H34V211L33 212H31L32 210H33ZM45 208H47L48 210H46ZM83 208H84V211H82L83 210ZM104 209V211L102 212V211H100V210H98V209ZM110 208V209H109ZM182 208H184V209H182ZM192 208H194V209H192ZM208 208V209H207ZM210 208H212V209H210ZM213 208H215V209H213ZM219 208V209H218ZM241 209L242 208V210H240L241 211V214H243V215H238L239 213H240V211H239V209ZM244 208H246V209H244ZM25 209V210H24ZM54 211H53V210ZM82 209V210H81ZM106 209H107V211H106ZM117 209V210H116ZM181 209V210H180ZM188 209V210H187ZM190 209H192V211L193 210H195V211H193V213H192V211L190 210ZM198 209H200V210H198ZM202 209H203V211H202ZM221 209H223V210H221ZM257 209V210H256ZM15 210V211H14ZM17 210V211H16ZM56 210V211H55ZM66 210H68V211H66ZM77 210V211H76ZM99 211L98 213H97V211ZM170 210H171V212H170ZM178 210H180V213H178L179 211ZM182 210H184V211H186V212H184V211H182ZM211 210V211H210ZM213 210V211H212ZM214 210H215V213H214ZM218 210V211H217ZM221 210V211H220ZM247 210V211H246ZM2 211V212H1ZM5 211H6V213H7V215H8V218H6L7 217V215H6V213H5ZM29 211V212H28ZM48 213H47V212ZM50 211V212H49ZM77 213H76V212ZM82 211L83 212V214H81L80 212ZM105 211H106V213H105ZM149 211V212H150ZM189 211V212H188ZM191 211V212H190ZM255 213H253V212ZM259 212L260 213V211L262 212V213H257L256 214V212ZM4 212V213H3ZM12 212V215H10V214H8V213H11ZM39 212H40V214H39ZM44 212V213H43ZM52 212H54V214L52 215ZM55 212H57V213H55ZM101 212V213H100ZM159 212V213H158ZM163 212V213H162ZM182 212V213H181ZM205 215V214H207V215H205V216H203V214ZM215 214V216H216V218H215V216H214V214ZM224 212V213H223ZM236 212V213H235ZM238 212V213H237ZM3 215H2V214ZM17 215H16V214ZM20 213H23L22 215L20 214ZM80 213V214H79ZM84 213H86V215L84 214ZM190 215H189V214ZM198 213V214H197ZM231 213L233 214V215H231ZM247 213H249V214H247ZM30 214V215H29ZM37 214V215H36ZM38 214H39V216H38ZM43 214V215H42ZM46 214H48V216L46 215ZM96 214H99V215H97L96 216ZM121 215H123L124 213H120ZM162 214H163V217H162ZM167 214V215H166ZM168 214H170L169 215V217L167 218V216H168ZM182 214V215H181ZM185 216H184V215ZM193 214V215H192ZM198 216H197V215ZM229 214V216H227V215ZM236 214V215H235ZM255 215V216H253V215ZM5 215H6V217H5ZM18 216L19 215V217H16V216ZM25 215V216H24ZM36 215V216H35ZM41 215H42V217H41ZM45 215V216H44ZM84 215V216H83ZM176 215H177V217H176ZM213 215V216H212ZM224 215V216H223ZM227 217H226V216ZM9 216H10V218H9ZM13 216H14V219L13 220H11L12 218H13ZM27 216V218L25 219V217ZM46 216L47 217H49V218H47L46 219ZM55 217L54 219L52 218V217ZM56 216H58V217H56ZM160 216H161V218H160ZM170 216H171V218H170ZM173 216V217H172ZM180 216V217H179ZM187 216V217H186ZM197 216V217H196ZM203 216V218H201V217ZM236 216V217H235ZM244 217V218H242V217ZM250 216H252V218L255 220H253V219H251V217ZM259 216H260V218H259ZM33 217H35V218H33ZM44 217H45V219H44ZM63 217H67V215H64ZM71 217L73 218V219H71ZM79 217H81V218H79ZM182 217V218H181ZM187 219H186V218ZM189 217V218H188ZM193 219H192V218ZM219 219H218V218ZM223 217H224V219H223ZM235 217V218H234ZM249 217V218H248ZM257 217V218H256ZM263 217V218H262ZM16 218H18V219H16ZM33 219V220H30V219ZM37 218V219H36ZM40 218H42V220L40 219ZM94 218H93V220H94ZM199 218V219H198ZM240 218H242V220H240L239 221V219ZM4 219H5V222H4ZM7 219V220H6ZM24 219V220H23ZM39 219H40V222H39V224H38V222L37 221H39ZM43 219L46 221V223H45V221L43 222ZM155 219V220H154ZM168 219V221L167 222H165L166 220ZM172 219H176V220H172ZM178 219H182V220H178ZM195 219H196V221H195ZM220 219H222V220H220ZM14 220H17V221H15L14 222ZM27 220V221H26ZM36 220V221H35ZM52 220V221H51ZM58 221H60L59 219H57ZM79 220V221H78ZM163 220V221H162ZM178 220V221H177ZM190 221V223L188 222V223H186L187 221ZM194 220V222H191V221H193ZM201 221V223H200V221ZM204 220V221H203ZM245 220H246V222H245ZM9 221H12V222H9ZM31 221L33 222V223H31ZM58 221H55V223L56 224H58ZM95 221V220H94ZM136 221V222H135ZM175 223H174V222ZM180 221V222H179ZM181 221H182V223H181ZM213 221V222H212ZM217 221L219 222V224L217 223ZM224 221V222H223ZM231 221V222H230ZM5 224H4V223ZM8 222L10 223L9 225H8ZM34 222H36V224L34 225ZM156 222V224H154ZM185 222V223H184ZM207 222H210V224L209 223H207ZM212 222V223H211ZM229 222H230V224H229ZM16 223V224H15ZM26 223H28L27 225H30V226H28L29 228V230H31L30 232H29V230H27V225H26ZM44 223V225H41V224H43ZM48 223H50V224H48ZM79 223H81V222H79ZM161 223V224H160ZM166 223V224H165ZM184 223V224H183ZM195 223V224H194ZM234 223H237V225H238V223H239V225H240V227H238L236 224H234ZM244 223H245V225H247L246 227H245V225H244ZM253 223V224H252ZM3 226H2V225ZM23 225V227L24 228H22V225ZM32 224V225H31ZM45 224H48V226L47 225H45ZM165 224V225H164ZM168 224H170V226L168 225ZM178 224V225H177ZM187 224H190V225H187ZM194 224V225H193ZM202 226L201 227V229H206V226H207V228L209 229V230H207L206 231V233L204 234V232L201 230V229H197V231H196V229H194V227H195V225H197V226ZM205 224H207V225H205ZM213 224H216V225H219V226H214ZM234 224V225H233ZM249 224H250V226H249ZM19 225H20V227L22 228H20L19 227ZM155 225H157L156 227H155ZM164 226V228L163 227H161V226ZM184 225H186L185 227H184ZM203 225H205V226H203ZM209 225L211 226V227H213V228H211V227H209ZM228 225H229V227H228ZM235 225L237 226V228L235 227ZM243 225V226H242ZM252 225H253V228H252ZM15 226H17V228L19 227L20 228V230H19V228L18 229H16V228H14ZM35 226H36V228H35ZM86 226H88L87 224L86 225H84V227H86ZM158 226H160V227H158ZM172 226V227H171ZM181 226H183V227H181ZM190 226V227H189ZM194 226V227H193ZM196 226V227H197ZM258 226H259V228H258ZM4 227V228H3ZM5 227H7V228H5ZM32 227V228H31ZM34 227V228H33ZM175 227V228H174ZM178 227V232H176V228ZM181 227V228H180ZM217 227V228H216ZM218 227L220 228V229H218ZM245 227V228H244ZM251 227V228H250ZM255 227V228H254ZM263 227V228H262ZM3 228V229H2ZM9 228V229H8ZM10 228H12L11 230H10ZM81 228H83V226H81ZM164 230H162V229ZM168 228H170L168 231H167V229ZM189 229V230H186V229ZM190 228H191V230H193L194 229V231H192L191 232V230H190ZM238 229V231L241 233L242 231H243V234L241 233H238L237 234V232H235L236 230ZM258 230H257V229ZM39 229V230H38ZM160 229V230H159ZM182 229V230H181ZM185 229V230H184ZM211 229H213V230H211ZM217 231V230H219L220 232H214L215 230ZM239 229H241V230H239ZM247 229H249L248 231H247ZM251 229H254V230H251ZM22 230L24 231H27V233L26 232H23L24 234L26 233L27 235H24L23 233H22ZM211 230V231H210ZM222 230V231H221ZM233 232H235V233H232L231 231ZM260 230V231H259ZM3 233H2V232ZM19 231H20V233H19ZM32 231H33V233H32ZM35 231H38V232H43L42 234L41 233H39L40 234V237H39V234H38V232H36V233H34ZM47 232V234L46 235H44V233H46ZM140 231H141V233H140ZM150 231H152L151 233H150ZM158 231H159V233H158ZM162 231V232H161ZM167 231V232H166ZM174 231H175V234H172V233H174ZM185 231H187V232H185ZM245 231H247L246 232V235H245ZM250 231H252V232H250ZM255 231V232H254ZM17 232V233H16ZM49 232V233H48ZM158 234H157V233ZM170 233V236H172V235H174V238H172V237H168L167 236V238H166V235L164 234V233ZM180 232V233H179ZM203 232V233H202ZM223 232H227V233H229L230 234V240H228L227 238H225V239H223L224 237H223V234L222 233ZM22 233V234H21ZM31 233V234H30ZM149 233V234H148ZM186 234V236L188 235V239H186V237H185V234ZM188 233V234H187ZM195 235L194 237L191 235ZM208 233V234H207ZM210 233V234H209ZM215 233V235H213V234ZM248 233H249V235H248ZM257 233H259V236H257L258 234ZM5 234V233H4ZM3 234V235H4ZM52 234V233H51ZM155 234V235H154ZM157 234V235H156ZM172 234V235H171ZM178 235V234H181V235H178V236H180L179 237V243H175V241L178 239L177 237H175V235ZM203 234V235H202ZM212 234V235H211ZM221 234V235H220ZM233 234H235V236L236 235H238V237H235ZM253 234V235H252ZM21 235V236H20ZM32 235V237H30V238H28V239H30V240H27L26 241V239H27V237L28 236H31ZM36 237H35V236ZM150 237H149V236ZM164 235V236H163ZM184 235V236H183ZM208 237H207V236ZM210 235L211 236H215L214 238H212V239H210L211 237H210ZM221 236V237H219V238H221V239H219V238H217L216 239V236ZM231 235H233V236H231ZM252 235V236H251ZM26 236V237H25ZM156 236V237H155ZM161 236V237H160ZM190 236H192L191 238H190ZM200 236V237H199ZM202 236V237H201ZM206 238H205V237ZM239 236H241V238L239 237ZM250 236V237H249ZM24 239H23V238ZM39 237V238H38ZM125 237V238H124ZM154 237V238H153ZM158 237V238H157ZM160 237V238H159ZM162 237H164V238H162ZM181 237H184V239L182 240V238ZM235 237V238H234ZM246 237H249V238H246ZM251 237H254V239H256L259 243H258V245L260 246L261 244H262V246H261V248L260 247H258V246H256L255 244H257V241L256 240H253V238H251ZM23 240H22V239ZM35 238V239H34ZM44 238V239H45ZM124 238V239H123ZM169 238H170V240H169ZM171 238L173 239L172 240V242H171ZM237 238V239H236ZM240 240H239V239ZM245 238V239H244ZM130 239H131V241H130ZM138 239H139V241H140V243H139V241H138ZM141 239V240H140ZM159 239V240H158ZM166 239H168V240H166ZM199 239V241H197ZM212 240L213 242H215V239H216V241H219V244L218 243H214L213 244V242L212 241H210V240ZM222 239H223V242H221L222 241ZM228 241H227V240ZM239 240L238 241V244H237V242H235L236 240ZM244 239V240H243ZM40 240V241H39ZM132 240H134V241H132ZM157 242H156V241ZM187 240H188V242H189V244H187ZM191 240V241H190ZM193 240V241H192ZM203 240H206V243L207 244H205L204 242L205 241H203ZM208 240V241H207ZM225 240V241H224ZM242 240V241H241ZM253 240V241H252ZM26 241V242H25ZM36 241V242H35ZM163 241V242H162ZM165 241H170L169 243L167 242V243H164ZM178 241V240H177ZM231 241V242H230ZM250 241V242H249ZM118 242H120L119 244H118ZM125 244H124V243ZM131 242V243H130ZM135 242H137V244H135ZM143 242V243H142ZM148 242H151V243H149V244H147ZM155 242L156 243H158V245L157 244H155ZM196 242V243H195ZM199 242V243H198ZM201 242V243H200ZM209 242L212 244L211 245V248H213L212 246H214L216 249H214V250H217V252L215 251V253L213 252L214 250H207V247L208 248H210V244H209ZM226 242L229 244V243H232V244H234V245H230V247L231 246H233V247H229L228 246V248H226L225 249V246L226 245H228V244H226ZM234 242V243H233ZM244 242H246V243H244ZM248 242V243H247ZM261 242H263V243H261ZM36 243V244H35ZM160 243V244H159ZM164 243V244H163ZM171 243H172V245H173V247H175V248H173L172 247V245H171ZM202 243L204 244V248H203V246H201L200 247V245H202ZM224 243V244H223ZM236 243V244H235ZM253 243V244H252ZM28 244V243H27ZM25 244V245H23L22 246V248L24 249V252L26 251V249H27V251H29L31 254L33 253V251H34V253H35V251L36 250H34V249H31V247H30V245L28 244ZM47 244H49V242L47 243ZM47 244H45V246L47 245ZM123 244V245H122ZM132 246H131V245ZM134 244V245H133ZM155 245V247L157 248H155L153 245ZM178 244V245H177ZM181 244V245H180ZM218 244V247L216 246V245ZM226 244V245H225ZM240 244V245H239ZM243 244L245 245V248H242V249H244L243 250V252H240V251H242V249L240 248V247H242L243 246ZM246 244L247 245H249V246H251V249H250V247H248V246H246ZM37 247H36V246ZM51 245V244H50ZM130 245V246H129ZM138 245H139V247H138ZM148 245V246H147ZM149 245H151V246H149ZM167 246V248H166V246ZM222 245V246H221ZM225 245V246H224ZM253 245V246H252ZM48 246V245H47ZM118 246H121L120 248L123 250L122 252L120 251V248L118 247ZM143 246V247H142ZM147 246V248L145 249V247ZM158 246H161V247H158ZM162 246H163V248H162ZM238 246V247H237ZM29 248V250H28V248ZM137 247V248H136ZM153 247V248H155V249H151V248ZM182 247V248H181ZM235 247H236V249H237V251H236V249H235ZM244 247V246H243ZM254 248V250H253V248ZM256 247V248H255ZM257 247H258V249H257ZM48 248H51L50 250H53L52 249V246H48ZM125 248V249H124ZM133 248H136V249H134V250H136V251H133ZM159 248H161V249H159ZM166 248V249H165ZM180 248H181V250H180ZM203 250H202V249ZM219 248H220V250L221 251H224V252H220V251H218L219 250ZM241 250H240V249ZM259 248H260V250H259ZM119 249V250H118ZM165 249V250H164ZM176 249V250H175ZM180 250V251H177V250ZM224 249V250H223ZM231 249V250H230ZM232 249L234 250V251H232ZM248 249H250V250H248ZM257 251H256V250ZM124 250H126L127 252H125ZM140 250V251H139ZM149 250L150 251H152L153 250V252H149ZM156 250V251H155ZM160 252H159V251ZM164 250V251H163ZM173 250V251H172ZM175 250V251H174ZM204 250H205V255L203 254V252H204ZM246 250V252H244ZM26 251V252H27ZM37 251H36V253H37ZM41 251V250H40ZM155 251V252H154ZM171 251V252H170ZM177 251V252H176ZM228 251V252H227ZM230 251V252H229ZM251 251H255L254 252V254L255 253H257V254H253V252H251ZM149 252V253H148ZM178 252H180V253H178ZM199 252V253H200ZM227 252V253H226ZM239 252V253H238ZM251 252V253H250ZM259 252V253H258ZM30 253H28L27 252V255L28 256H26L25 257V259L23 260V262H18V264H26L25 263V261L26 262H30V263H27V264H32V260H34L35 258H38V256H40V255H38L39 253H37V257H35L34 256V259H32L31 260V257H33V256H31L30 258H29V254ZM43 252H41L40 254H42ZM133 253V254H132ZM174 253V254H173ZM178 253V254H177ZM214 253V254H213ZM222 253V254H221ZM234 253H236V256H231V255H233ZM44 255H47V254H45V253H43ZM42 254V255H43ZM123 254V255H122ZM126 254V255H125ZM151 254L153 255V256H151ZM176 254V255H175ZM208 254V255H209ZM238 254V255H237ZM248 254V255H247ZM259 254V255H258ZM42 255H41V257H42ZM54 255H55V257L57 256L55 253H54ZM167 255V256H168ZM180 255L181 256H183L184 257V259H183V257H180ZM229 255V256H228ZM240 255V256H239ZM242 255V256H241ZM244 255H246L247 257H249V258H247L246 256H244ZM252 255H254V256H256L255 258L256 259H254L253 257L254 256H252ZM258 255V256H257ZM123 256V257H122ZM222 256V257H221ZM237 256H239V257H237ZM40 257V258H41ZM49 256L47 255L46 256V259H45V257L43 256L42 258L43 259H45V260H47V258H48ZM135 257H136V255H135ZM178 257V258H177ZM210 257H212V256H210ZM209 257V258H210ZM224 257V258H223ZM229 257H231V258H229ZM252 257V258H251ZM27 258V259H26ZM39 258V259H40ZM42 258L39 260V259H35L34 261H36L37 263L36 264H38V262L40 261V263L42 262V264L45 262V260H42ZM153 258H154V260H153ZM223 258V259H222ZM229 258V259H228ZM237 258V259H236ZM242 258V259H241ZM51 259H56V258H54V256H52V258ZM181 259V260H180ZM223 261H222V260ZM252 259H253V263H252ZM31 260V261H30ZM57 260V259H56ZM184 260V261H183ZM224 260H225V262H224ZM244 260H246V261H244ZM34 261H33V264H35L34 263ZM123 261V260H122ZM156 261V262H155ZM161 261V262H160ZM173 261V262H172ZM180 261V262H179ZM221 261V262H220ZM257 261H256V263L255 264H257ZM57 262H58V260H57ZM160 262V263H159ZM166 262V263H165ZM227 262V263H226ZM232 262V263H231ZM239 262V263H238ZM251 262V263H250Z\"/></svg>", "mask_w": 264, "mask_h": 264}, {"label": "clouds", "instance_id": "clouds-1", "mask_svg": "<svg viewBox=\"0 0 264 264\" xmlns=\"http://www.w3.org/2000/svg\"><path fill=\"white\" fill-rule=\"evenodd\" d=\"M109 0L92 11L90 0H0V14L23 19L39 50L57 60L67 71L88 75L95 67L109 26ZM135 225L115 220L78 230L58 256V264H110V250L122 236L136 237ZM128 255L122 264H147Z\"/></svg>", "mask_w": 264, "mask_h": 264}]
</instances>
